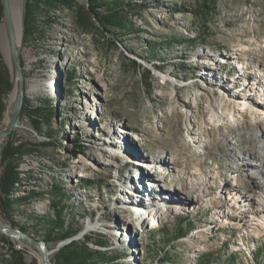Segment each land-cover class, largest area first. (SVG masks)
<instances>
[{
    "label": "rangeland",
    "instance_id": "374dc122",
    "mask_svg": "<svg viewBox=\"0 0 264 264\" xmlns=\"http://www.w3.org/2000/svg\"><path fill=\"white\" fill-rule=\"evenodd\" d=\"M132 1L120 37L95 18L82 26L72 10L51 12L52 23L42 11L31 36L25 15L19 58L27 106L1 145L13 139L27 149L20 161L27 179L14 197L32 191L40 196L11 214L0 207V219L14 229L25 225L29 236L42 239L28 215L60 214L75 233L47 243L52 264L61 247L86 236L92 237L90 248L115 256L108 264H264V219L254 211L264 209V189L254 185L251 160L230 152L229 123L233 120L239 147L258 151L260 142L241 131L234 117L216 113L221 98L223 106L237 107L238 94L264 105V72L254 67L256 59L264 64V0ZM2 24L10 38L5 18ZM0 43L8 65L1 34ZM236 52L243 53L241 62ZM13 95L14 81L0 130L8 123ZM54 111L49 126L44 115ZM261 111L256 113L264 121ZM244 115L241 124L252 117L250 107ZM190 132L199 133L202 147ZM121 140L132 142L141 156L122 151ZM162 157L174 163L166 172L152 166L151 175L171 189L163 191L177 192L189 204L155 199L159 217L151 223L152 214L129 201L128 185ZM238 177L244 181L238 186L241 197L230 202L227 185ZM1 234L0 264H13L12 244L28 263L41 264L37 245Z\"/></svg>",
    "mask_w": 264,
    "mask_h": 264
},
{
    "label": "trees",
    "instance_id": "16d2710c",
    "mask_svg": "<svg viewBox=\"0 0 264 264\" xmlns=\"http://www.w3.org/2000/svg\"><path fill=\"white\" fill-rule=\"evenodd\" d=\"M86 4H78L76 0H28L26 11V34L34 36L38 32L37 15L44 11L46 15L45 21L52 23L54 17L50 16L53 11L72 10L75 12L76 19L79 20L82 26H88L89 19L95 18L98 23L106 31L120 37L123 35V29L128 20V10H131L135 4L132 0H85ZM4 18V6L0 0V23ZM151 54L156 55L155 50H151ZM75 73H71L69 77L72 80ZM13 89V81L11 71L6 64L0 44V123L5 118L7 103L5 98ZM27 101L23 104L22 114L25 112ZM33 112L38 113L39 110ZM58 114L57 111L50 112L49 115H44L46 122L52 126V115ZM37 128L41 130V122L35 119ZM66 121H62L64 124ZM52 135V132H48ZM66 137L65 139H67ZM27 153L25 144L17 143L13 139L7 141L2 148V165L0 170V207L9 211L20 206V203L25 202L33 197L39 198V194L32 191L25 197H17L14 195L20 191V184L27 177L22 176L20 170V161ZM55 208L56 205H54ZM30 218L35 219L38 223L34 224V233L41 237L46 243L55 242L57 240H65L75 233L65 225V221L60 214L57 219H52L46 216L40 217L35 214H29ZM18 226V223L13 224ZM20 230L28 233L29 229L25 225L20 226ZM0 237L4 238L0 233ZM92 237L86 236L85 241L73 240L65 244L57 251L54 264H108L116 261L115 256L111 257L100 250H93L89 247ZM105 246V243H103ZM12 252L15 255L13 264H31L25 260L22 252L15 248L12 244ZM206 264V263H201Z\"/></svg>",
    "mask_w": 264,
    "mask_h": 264
},
{
    "label": "bare ground",
    "instance_id": "6f19581e",
    "mask_svg": "<svg viewBox=\"0 0 264 264\" xmlns=\"http://www.w3.org/2000/svg\"><path fill=\"white\" fill-rule=\"evenodd\" d=\"M9 1H10L11 17L14 23L13 40L9 38L5 24H2L0 26V34L2 38L3 48H4L5 53L7 54L9 64L11 65L13 69L14 95H13V100L9 105L8 117L11 114L17 100L19 99V95H20V90H19L20 80L16 72V69L13 65V52H15L18 55V57H20V51L24 43V34H25L24 33V19H23V0H9ZM234 54H236L234 58L239 59L241 62L243 53L240 54L239 52H236ZM254 67L258 72H264V64L259 59H256ZM248 72H251V71L248 70ZM258 86L255 87L254 89L257 90ZM34 88H35V85L32 84L30 87V91H32ZM224 100H225L224 98H221L220 100L221 104L219 108L220 111H216V113L217 114L220 113L221 117H224V115L226 114H229L231 117H234L235 124L240 127L241 131H244L247 133L252 132L251 136L257 137L259 139L260 145L258 146V151H252L250 149H243L239 147L237 144L238 139L236 138V136H234L236 132L233 131L235 130L234 129L235 127L232 123L233 120L228 125L229 133L225 135L226 141L228 145L230 146V152H232V154H234L236 158H238L239 160H243V161L247 159L251 160L250 164L253 165V167L251 168H253L255 172L254 178L258 179L256 181V184L254 185L255 187L260 186L262 189H264V134L263 136L260 135V132H262V130L264 129V121L262 120V115L256 113L257 110H263L260 113L264 114V105L261 106V104L259 105V102H256L253 100H252L253 102L250 103L251 102L250 100L243 99L239 94L236 96V101H238L237 107H232V106L230 107L227 104H224L223 106L222 103H224ZM247 103L250 105L247 106ZM249 107H250V112L252 113V117L244 121L241 124V119L243 118V116H245L244 113L248 111ZM189 137L192 142L198 145V147H202L204 140L201 139V136L199 135V133L190 132ZM2 141H3V138L0 136V146L2 144ZM121 144H123L121 145L122 146L121 150L124 151L125 153H129L134 157L137 156L138 158L141 156L140 152L135 148L132 142L125 141L123 143V141L121 140ZM233 148H238V150L234 151ZM138 158H136L135 159L136 161L134 162L138 163L137 161ZM170 160L171 159H167L163 157L159 158L155 161L156 162L154 163L155 165H151L152 169L150 170L148 169L147 171L148 173H144V172L139 173L136 176V180L134 178L133 180H130V182L128 181L129 182L128 187L130 188V193H131V196H129L130 198L129 201L134 202V205L135 204H138L141 206L143 205L144 209L146 211L148 210L150 212V215L152 214L151 217H153L154 215H157L159 217V213L156 210L159 207L157 205V202H155V199L156 200L158 199L157 200L158 202L162 201L161 202L162 204L170 203L174 205L183 206V205H187L188 203V199L179 197L180 195L177 194V192L176 194H173L174 196H171L172 194L171 192L163 191V189L164 190H167V189L171 190V189L169 187L166 188L164 185H162L161 179H155L153 178V175H151V172L154 171L152 166L158 165L157 167H160V169L155 170V171L166 172V169L169 167V164L174 163V161L170 162ZM139 164L141 165L142 161ZM242 169H244V164L242 165V167L238 166L236 168V173L237 174L241 173ZM143 181L146 184L144 188L141 186V183ZM243 183L244 181L241 177H238V179L235 178L232 181H230L229 184L227 185V190L229 191V193L227 195V198L226 197L225 198L229 200L230 202H232L236 197L240 198L241 196L239 194L241 193L239 192L238 188L239 187L241 188V185H244ZM150 188H152L151 192H149ZM262 197H263L262 201L264 202V193ZM240 201L243 202L247 200L240 199ZM254 211L261 219H264V209L261 210V208L254 207ZM151 220H152L151 223H157V220L155 219V217L151 218ZM0 223L5 225L1 219H0ZM128 235H131V232H129ZM129 240L131 241V245H133L134 247L136 243L133 241L132 238H130ZM35 254L40 258L41 264H45L42 258V254L40 252L39 253L35 252Z\"/></svg>",
    "mask_w": 264,
    "mask_h": 264
},
{
    "label": "water",
    "instance_id": "95a60500",
    "mask_svg": "<svg viewBox=\"0 0 264 264\" xmlns=\"http://www.w3.org/2000/svg\"><path fill=\"white\" fill-rule=\"evenodd\" d=\"M3 6H4V18L8 25V31L10 35V39L13 40L14 35V23L13 19L11 17V9H10V1L9 0H2ZM27 2L28 0H23V19H25L26 11H27ZM1 44V43H0ZM2 49V45H1ZM3 52V50H2ZM13 65L16 69V72L19 76L20 80V95L19 99L17 100L11 114L9 115L7 119V125L4 129L0 130V136L4 139L5 137L9 136L12 131L14 130V127L16 126L19 116L23 109L24 104V96H25V80H24V73H23V66L21 64V60L18 57V55L13 52ZM12 75H13V69L10 64H8ZM2 165V145L0 146V170ZM0 231L3 234L9 235L11 237H20L25 239L27 242H31L34 245H37L41 251L42 258L45 264H52L49 254L50 251L48 250L47 243L44 240L36 239L32 236H29L27 233L21 231L20 229H14L10 226H5L2 223H0Z\"/></svg>",
    "mask_w": 264,
    "mask_h": 264
}]
</instances>
